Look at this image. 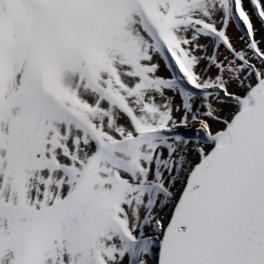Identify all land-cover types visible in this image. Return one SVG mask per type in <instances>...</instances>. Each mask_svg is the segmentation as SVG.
<instances>
[{"label":"snow or ice","instance_id":"obj_1","mask_svg":"<svg viewBox=\"0 0 264 264\" xmlns=\"http://www.w3.org/2000/svg\"><path fill=\"white\" fill-rule=\"evenodd\" d=\"M0 264H264V0H0Z\"/></svg>","mask_w":264,"mask_h":264}]
</instances>
